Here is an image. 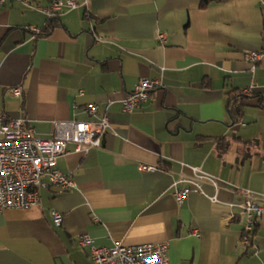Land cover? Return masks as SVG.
Wrapping results in <instances>:
<instances>
[{
  "label": "crops",
  "instance_id": "1",
  "mask_svg": "<svg viewBox=\"0 0 264 264\" xmlns=\"http://www.w3.org/2000/svg\"><path fill=\"white\" fill-rule=\"evenodd\" d=\"M74 1L52 18L0 3V116L25 117L40 138L53 120H88L87 103L111 122L99 147L69 142L56 158L73 189L42 177L37 204L0 211V264H94L80 234L95 247L167 242L168 264H264V213L245 245L235 205L244 190L264 204V63L245 58L264 49V0ZM139 77L161 88L122 111ZM228 92L241 94L234 121ZM176 188L189 189L181 203Z\"/></svg>",
  "mask_w": 264,
  "mask_h": 264
},
{
  "label": "built area",
  "instance_id": "2",
  "mask_svg": "<svg viewBox=\"0 0 264 264\" xmlns=\"http://www.w3.org/2000/svg\"><path fill=\"white\" fill-rule=\"evenodd\" d=\"M4 0H0V3ZM27 7L42 11L47 17L52 18L63 7L75 8L74 0H53L48 7L32 6L28 0H21ZM31 32L37 34L40 29L26 26ZM166 33L159 32L157 40L160 43L166 41ZM248 62L255 64L264 63V49L249 50L245 53ZM161 88V78L150 79L139 77L133 87L121 100V109L131 112L153 97L154 90ZM15 96L22 94V89L15 86L9 89ZM245 92V91H244ZM79 89L77 94H81ZM84 112L90 117L88 120H53V128L48 138H40L34 135L33 129L27 125L25 117L8 119L0 116V211L4 209L26 208L39 202V187L46 183L40 180L42 177L47 182L57 185L61 190H71L75 182L68 175L60 172L55 167L56 158L67 152V144L73 143L75 151H87L100 146L102 136L111 128L110 119L106 112L101 113L98 103H87L83 106ZM141 170H153V165L140 164ZM199 180H208L216 188L217 184L212 175L194 168ZM189 189L174 190L178 203ZM243 200L235 203L246 215L242 229L241 241L247 244L257 223V218L264 213V204L257 202L255 195L249 191H243ZM215 200V199H214ZM54 222H61V215L51 211ZM79 245L88 248L91 260L94 264H168L167 242H142L125 245L117 241L110 247H95L91 238L86 234H80Z\"/></svg>",
  "mask_w": 264,
  "mask_h": 264
},
{
  "label": "trees",
  "instance_id": "3",
  "mask_svg": "<svg viewBox=\"0 0 264 264\" xmlns=\"http://www.w3.org/2000/svg\"><path fill=\"white\" fill-rule=\"evenodd\" d=\"M208 1L210 2L211 0H201L200 4L201 6L205 5L208 3ZM39 35L42 34L41 31H39L38 33ZM241 94H237L235 92L231 93L228 92L227 93V110H228V114L231 116L232 120L234 121L236 119V114L239 111V107H240V103L239 100L236 101V99L240 96ZM219 141V139H217ZM222 140V139H221ZM227 143L224 142L223 140L219 142V149H223L224 145H226Z\"/></svg>",
  "mask_w": 264,
  "mask_h": 264
}]
</instances>
